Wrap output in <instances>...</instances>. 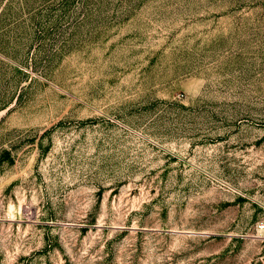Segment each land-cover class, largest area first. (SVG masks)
Instances as JSON below:
<instances>
[{
  "label": "rangeland",
  "instance_id": "rangeland-1",
  "mask_svg": "<svg viewBox=\"0 0 264 264\" xmlns=\"http://www.w3.org/2000/svg\"><path fill=\"white\" fill-rule=\"evenodd\" d=\"M0 264H264V0H0Z\"/></svg>",
  "mask_w": 264,
  "mask_h": 264
}]
</instances>
